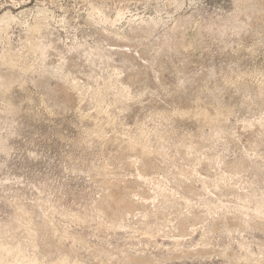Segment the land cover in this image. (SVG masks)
<instances>
[{
  "label": "rangeland",
  "instance_id": "374dc122",
  "mask_svg": "<svg viewBox=\"0 0 264 264\" xmlns=\"http://www.w3.org/2000/svg\"><path fill=\"white\" fill-rule=\"evenodd\" d=\"M0 257L264 264V0H0Z\"/></svg>",
  "mask_w": 264,
  "mask_h": 264
},
{
  "label": "bare ground",
  "instance_id": "6f19581e",
  "mask_svg": "<svg viewBox=\"0 0 264 264\" xmlns=\"http://www.w3.org/2000/svg\"><path fill=\"white\" fill-rule=\"evenodd\" d=\"M5 251H6V250H5ZM12 251H13V250H12ZM21 253H22V250H21ZM17 254H18V256H19V253H17ZM17 254H16V255H17ZM22 254H23V253H22ZM9 255H10V253H9ZM23 255H24V254H23ZM23 255H22V256H23ZM4 257H5V256H4ZM11 257H12V256H11ZM0 258H1V257H0ZM18 258H20V257H18ZM6 259H7V257H6ZM14 259H15V258H14ZM24 259H25V258H24ZM24 259H22V260H24ZM0 260H2V259H0ZM3 260H4V259H3ZM17 260H18V259H17ZM25 260H26V259H25ZM25 260H24V261H25ZM27 260H28V259H27ZM15 261H16V260H15ZM15 261H14V262H15ZM0 262H2V261H0ZM14 262H12V263H14ZM17 262H18V261H17ZM17 262H16V263H17ZM3 263H5V262L3 261ZM3 263H2V264H3ZM19 263H21V258H20ZM25 263H26V262H25ZM25 263H24V264H25ZM17 264H18V263H17Z\"/></svg>",
  "mask_w": 264,
  "mask_h": 264
}]
</instances>
